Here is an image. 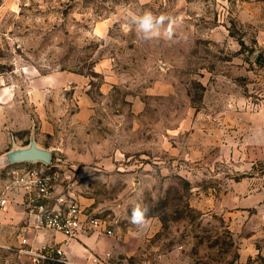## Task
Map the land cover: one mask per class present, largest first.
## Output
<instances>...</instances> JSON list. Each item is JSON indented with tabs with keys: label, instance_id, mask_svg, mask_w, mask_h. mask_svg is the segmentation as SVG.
I'll use <instances>...</instances> for the list:
<instances>
[{
	"label": "rangeland",
	"instance_id": "1",
	"mask_svg": "<svg viewBox=\"0 0 264 264\" xmlns=\"http://www.w3.org/2000/svg\"><path fill=\"white\" fill-rule=\"evenodd\" d=\"M145 12L172 38L138 35ZM32 141L48 165L12 160ZM42 166L50 205L113 230L71 262L264 264V0H0V264H65L26 251L14 181Z\"/></svg>",
	"mask_w": 264,
	"mask_h": 264
},
{
	"label": "built area",
	"instance_id": "2",
	"mask_svg": "<svg viewBox=\"0 0 264 264\" xmlns=\"http://www.w3.org/2000/svg\"><path fill=\"white\" fill-rule=\"evenodd\" d=\"M43 163V162H42ZM44 165H48L44 163ZM14 185L23 193V202L27 210L36 218L39 227L53 230L65 236L64 244L43 245L38 248L26 250L35 262L49 259H57L65 264H81L68 260L65 246L70 240L81 235L86 228L113 234V230L106 225L101 218L87 216L77 203L50 205L49 201L54 195V176L47 172L44 167H33L25 172L17 173ZM9 204L8 196H0V210ZM22 243L27 244L25 237ZM92 264L101 263V259L93 257Z\"/></svg>",
	"mask_w": 264,
	"mask_h": 264
},
{
	"label": "clouds",
	"instance_id": "3",
	"mask_svg": "<svg viewBox=\"0 0 264 264\" xmlns=\"http://www.w3.org/2000/svg\"><path fill=\"white\" fill-rule=\"evenodd\" d=\"M167 22V27L165 23ZM131 23L136 26V32L144 40H151L153 38L163 35L171 39L173 36L174 26L177 24V19L166 15L155 16L151 12H145L140 16H132ZM128 26L125 25V31ZM148 208L140 204L135 205L131 214V223L137 226H146Z\"/></svg>",
	"mask_w": 264,
	"mask_h": 264
},
{
	"label": "crops",
	"instance_id": "4",
	"mask_svg": "<svg viewBox=\"0 0 264 264\" xmlns=\"http://www.w3.org/2000/svg\"><path fill=\"white\" fill-rule=\"evenodd\" d=\"M23 210L25 212V229L29 233L28 239L30 243L36 247H41L43 245H52L54 243L64 242L65 236L63 234L53 231L56 235L53 236L51 232L52 230L39 227L36 218L27 210L26 205L23 207ZM79 237H81V235ZM66 247L68 255L73 256L74 253L82 255L81 248L76 244V242H74V240H70Z\"/></svg>",
	"mask_w": 264,
	"mask_h": 264
},
{
	"label": "water",
	"instance_id": "5",
	"mask_svg": "<svg viewBox=\"0 0 264 264\" xmlns=\"http://www.w3.org/2000/svg\"><path fill=\"white\" fill-rule=\"evenodd\" d=\"M11 157L14 162H43L49 164L52 152L48 149L40 148L32 141L28 147L12 153Z\"/></svg>",
	"mask_w": 264,
	"mask_h": 264
}]
</instances>
